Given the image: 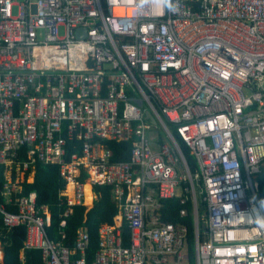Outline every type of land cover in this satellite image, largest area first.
Returning <instances> with one entry per match:
<instances>
[{
  "label": "built area",
  "instance_id": "obj_1",
  "mask_svg": "<svg viewBox=\"0 0 264 264\" xmlns=\"http://www.w3.org/2000/svg\"><path fill=\"white\" fill-rule=\"evenodd\" d=\"M38 163L59 168L69 208L110 187L92 259L86 228L55 242L36 193L16 196ZM0 166L16 209L0 204L2 222L42 264H264V0H0ZM187 196L190 242L162 219Z\"/></svg>",
  "mask_w": 264,
  "mask_h": 264
},
{
  "label": "trees",
  "instance_id": "obj_2",
  "mask_svg": "<svg viewBox=\"0 0 264 264\" xmlns=\"http://www.w3.org/2000/svg\"><path fill=\"white\" fill-rule=\"evenodd\" d=\"M108 145L112 151L113 160L122 161L128 158L130 144L110 142ZM181 147L191 170L194 171L196 165L193 157L184 146ZM21 158H23L22 154ZM3 171V166H0V192H2L5 182ZM84 177L85 175L82 174L80 180L82 181ZM256 180L259 193L264 195V166L261 167ZM64 185L65 180L60 176L57 166L38 163L35 166L33 181L31 183L23 181L21 183V191L16 196H27L32 192L36 193L37 204L46 205L48 208L50 225L46 228V233L48 238L55 242L71 247L76 238L77 231L81 228H86L90 238L89 249L87 251V257L90 260L97 248L99 227L103 224L112 225L114 223L117 207L112 198L110 187L95 185L92 191L96 196V200L91 209L88 210L83 205H75L69 208L65 197L59 194L64 189ZM187 198V203L184 205L188 211L186 216L179 215V210L183 205L180 204L178 198H173L163 202L162 219L171 223L185 224L188 228V241L190 242L193 235L190 216V196H187ZM0 204H3L9 212L16 211L12 204L6 203L2 195H0ZM123 235L125 238L128 235L126 228H124ZM25 236V226L19 225L9 229L4 226L0 215V247L3 253L0 264H42L40 251L23 249Z\"/></svg>",
  "mask_w": 264,
  "mask_h": 264
},
{
  "label": "crops",
  "instance_id": "obj_3",
  "mask_svg": "<svg viewBox=\"0 0 264 264\" xmlns=\"http://www.w3.org/2000/svg\"><path fill=\"white\" fill-rule=\"evenodd\" d=\"M33 180V176L31 175L29 177V183H31V181ZM90 194H91V199H90V202L89 203H86V198H85V201H84V205L88 210L91 209L93 207V204H94V201L96 200V197H95V194L93 193L92 190H90ZM116 216V215H115ZM114 221H115V217H114ZM82 229V228H81ZM2 249L0 247V260L2 258Z\"/></svg>",
  "mask_w": 264,
  "mask_h": 264
},
{
  "label": "bare ground",
  "instance_id": "obj_4",
  "mask_svg": "<svg viewBox=\"0 0 264 264\" xmlns=\"http://www.w3.org/2000/svg\"><path fill=\"white\" fill-rule=\"evenodd\" d=\"M69 193H70V188L66 190L65 194H69ZM85 198H87L88 201L91 199V194L87 185L85 186Z\"/></svg>",
  "mask_w": 264,
  "mask_h": 264
},
{
  "label": "water",
  "instance_id": "obj_5",
  "mask_svg": "<svg viewBox=\"0 0 264 264\" xmlns=\"http://www.w3.org/2000/svg\"><path fill=\"white\" fill-rule=\"evenodd\" d=\"M76 33H77V36L79 38H84V36H85V29L84 28H79V29H77Z\"/></svg>",
  "mask_w": 264,
  "mask_h": 264
},
{
  "label": "rangeland",
  "instance_id": "obj_6",
  "mask_svg": "<svg viewBox=\"0 0 264 264\" xmlns=\"http://www.w3.org/2000/svg\"><path fill=\"white\" fill-rule=\"evenodd\" d=\"M22 1L23 0H16L17 3L22 2ZM15 12H16V7L13 8V13H15ZM87 187L89 188V191H90L89 185H87ZM89 202H90V200L88 201L87 198H86V203H89Z\"/></svg>",
  "mask_w": 264,
  "mask_h": 264
},
{
  "label": "clouds",
  "instance_id": "obj_7",
  "mask_svg": "<svg viewBox=\"0 0 264 264\" xmlns=\"http://www.w3.org/2000/svg\"><path fill=\"white\" fill-rule=\"evenodd\" d=\"M165 2L167 3V0H165ZM168 6L171 7V5ZM157 13L162 14V9H160L159 6L157 7Z\"/></svg>",
  "mask_w": 264,
  "mask_h": 264
}]
</instances>
